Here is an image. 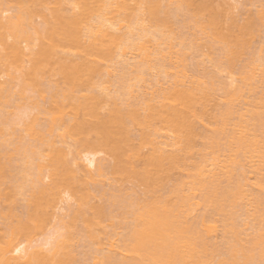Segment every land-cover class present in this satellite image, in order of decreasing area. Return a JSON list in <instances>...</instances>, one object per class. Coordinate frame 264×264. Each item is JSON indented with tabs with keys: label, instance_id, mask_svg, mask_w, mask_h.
<instances>
[{
	"label": "bare ground",
	"instance_id": "bare-ground-1",
	"mask_svg": "<svg viewBox=\"0 0 264 264\" xmlns=\"http://www.w3.org/2000/svg\"><path fill=\"white\" fill-rule=\"evenodd\" d=\"M62 1L15 0L16 11L6 21H0V62H5L9 74L8 82L0 80V138L5 137L12 125L1 112L11 105L14 94L19 107L31 105L38 109L27 118L19 116L22 126L11 151L0 141V201L13 199L17 193L13 184H5L12 169L13 152L21 161L18 191L27 185L31 188L28 217L10 225V235L0 244V264H72L75 257L70 243L75 232L70 229L81 222L92 235L93 227L107 216V210L101 206L94 207L93 214L85 212L89 193L75 184V172L68 164L65 148L55 143V132L73 138L77 149L92 154L99 150L107 152L111 161L108 160L106 168L111 177L142 187V195L136 200L116 199L122 203L126 231L120 245L110 237L109 252L103 255L100 264H264V216L255 225L249 246L239 236L232 211L234 206L250 199L248 183L242 175L243 162L247 158L253 160L255 170L264 164V92L257 93L246 112H238L235 102L244 97L242 87L238 86L227 93L228 103L215 117L208 110L213 98L205 84L187 83L177 76L157 100L146 99L141 107L127 108L128 104L124 107L111 98L107 100L111 103L108 107L103 93L95 90L103 83L107 64L129 48L138 50L141 63L149 67L152 57L146 36L151 27L160 37L158 42L169 37L166 33L172 27L170 11L164 8L162 0H69L73 10L67 12L62 10ZM176 1L178 6L191 11L198 28L222 43L231 70L264 23L262 8L253 19L224 23L218 9L208 0ZM32 2H39L40 7L35 8ZM141 13L146 16L148 26L141 23ZM33 16H41L42 24L33 26ZM22 42L30 46L29 52L26 53ZM257 68L251 61L240 71V78L250 90L255 87ZM141 71L137 78L142 77ZM14 85L17 88L13 91ZM126 90L124 93L130 91ZM106 105L108 108L104 110ZM234 113L237 119L229 125V116ZM40 114L44 115V122ZM155 122L173 134L171 147L159 146L153 132L146 131ZM132 125L142 129L136 142L130 133ZM11 128L13 132L15 128ZM27 136L40 144L27 141ZM147 144L152 146L151 151H142ZM196 151L201 153L199 159L193 158ZM34 158L37 172L33 169ZM42 168L47 169L49 183L41 181ZM220 175L225 177V185H221ZM169 181L172 186L167 190ZM259 182L264 200V178ZM62 187L68 188L77 200L66 231H57L43 242L44 246H33L36 247L33 250L31 245L13 244L19 234L28 233L32 227L29 222L40 219L45 206L53 203ZM199 204L205 211L196 221L190 220L188 214ZM214 212L223 213L221 228L230 233V238L225 239L223 256L216 260L206 239V234L217 226Z\"/></svg>",
	"mask_w": 264,
	"mask_h": 264
},
{
	"label": "rangeland",
	"instance_id": "rangeland-1",
	"mask_svg": "<svg viewBox=\"0 0 264 264\" xmlns=\"http://www.w3.org/2000/svg\"><path fill=\"white\" fill-rule=\"evenodd\" d=\"M195 1L199 2L198 0ZM208 1L213 7H215L216 10L218 9L217 11L220 13L223 21H226L224 23L231 22V20L243 21L245 20V18L247 19L249 17L253 19L256 17V11H259L261 8L264 9V0ZM162 2L164 8H167V10L170 11V19L172 20L170 26L172 25V27H170V31L167 29L169 31V34L166 33V36L169 37H167L168 40L166 39L163 42H158L160 41L159 35H156L157 32H155V30L150 27L152 33L150 32L146 36L147 40L149 37L147 44H149L150 42L148 47L151 51L152 57V63L150 62L151 64L149 65V67L141 63V56L138 55V50L128 48L125 52L126 55L120 53V55L118 56L117 54V58L115 57L110 63L107 64L108 66L101 79L103 83L98 85L95 90L101 91V93H103L108 107L111 103H109V101L107 100L117 99V102L122 104L124 107L128 104L126 106L127 108H136L141 107L146 99H159L161 92L165 89L170 88L175 78L179 76L180 78H184L187 83L197 82L200 84L202 83L201 85L203 86L205 84L206 89L208 90V92H210L213 98L211 99L212 102L210 101V103H208V110L210 114L214 112L215 117L219 116V110H221L223 106L228 103V100L226 99L227 93L233 91L238 86H241L244 92V97L235 102V108L238 112H246L250 107L252 99L257 96V93L264 92V23L260 25L261 28H259L257 34L255 33L256 35L252 37L253 39L251 40L252 42L249 49H247L242 54L241 58L238 59L235 64L236 67L234 66V70H231L228 66L222 43L217 42L216 40L214 41L212 38H210V36H208V34L198 28L197 24L195 23V19L188 8H186L185 6H178L176 0H162ZM32 3H35L36 5ZM32 3L31 5H33L35 8L40 7L39 2ZM61 6L62 10L64 11L69 12L73 10V5L69 0H63ZM16 8L17 4L15 3V0H0V21H6L7 16L13 14L16 11ZM141 15L143 14L141 13ZM41 18V16H33L32 25H41ZM141 23L148 26L149 22L145 15H143ZM118 24H116V28H118ZM135 29L136 28L133 26L132 32L135 33L137 31ZM132 32L131 34H134ZM8 39H12L11 36H8ZM22 43L24 46V50H26V53L29 52L30 46L26 45V42ZM0 47L2 46L0 45ZM251 61H253L258 66V68L255 70L254 76L255 87L252 90H250L249 87L245 85L240 78L241 68L246 63ZM140 71L142 73V77L137 78ZM0 80L3 83L8 82L9 80L7 65L3 61L0 62ZM122 84L123 87L124 85L130 84V91L128 90L129 87L127 88L126 86L124 87V90L126 88L129 92L124 93ZM11 88L12 90H16L17 86L14 85ZM16 95L17 94H14L12 96L11 99H13V102L11 100V105L6 107L7 109L1 112L2 116L6 120H8V122H12V125L8 128L9 130H7L10 131L11 129H13L11 127L15 128L13 132L12 130L10 131L11 133H8V131L6 130V134L4 135L5 137L3 136V139L0 138V141L3 140V146H5L6 144L5 148H8L10 151L13 148V142L17 140L19 129L22 126L19 118L21 116L22 118H27L28 115L34 114V112H38V109L31 105L19 107V105L16 104V102H18ZM107 105L105 106V108H103L104 110H107ZM236 113L229 116V125L232 124V121L234 122L235 119H237ZM41 115L42 114H40L41 121L44 122V115ZM157 124L155 122L153 124L154 126L146 128V131L150 130L149 132H153L152 134L155 143L157 142L156 144H160L159 146H163V148L167 149L171 147L173 134L170 130L169 132L167 128L166 130L165 128L159 127V122ZM156 125L158 128L156 127ZM155 128H157L158 131H155ZM228 130H230V128ZM140 131L142 132L140 126H131L130 133L134 142L139 140L141 134ZM54 134L55 143L58 146H62L63 148H65L68 164L75 172H73L75 174L74 177L76 178L75 184L77 183L78 187L84 190V193H86L85 189L88 191L87 193H89L87 196V198L89 197V201L87 199L88 203L86 201L87 204H84L86 208H84L85 212H87V214H93L95 210L94 207L101 206L103 207L104 211L107 210L109 214L108 215L107 212H105L107 215L106 218L103 219L101 223L93 227V236L87 233V231L83 228L84 226L82 227V224H80L81 222H79L76 228L70 229L72 230L71 233L75 232L72 234L74 238L70 243L72 245H70V248H72L71 250L73 252L72 254L75 257L72 264H100L103 255L106 252H109L108 250L110 247V237L111 239L115 240L118 245H120L121 238L126 231V225L124 224L126 222L123 217L122 210L123 207L122 203L119 202V200L122 197H130L129 199L132 198L131 200L138 199L142 195V187H138V185L129 180L118 182L113 177H111L109 172H107L108 167L106 168L107 162L109 164L111 161V158L109 157V154L107 152L105 153V151L99 150L92 154L91 152L82 148L77 149L73 138L67 135H64L65 137H62L56 132ZM26 138L27 141L33 143L36 146L40 144L39 140H31L32 138H28V136ZM151 147L152 146L150 144L144 145L142 151L149 152L152 149ZM75 149L78 151H75ZM199 154L201 153H199V151H196L193 155V158L199 159ZM12 156V169H10V171L8 172V176H6L7 178H5V184L6 186L13 184L17 188L15 189L17 193L13 191L14 195L16 193V195L13 196V199H2L0 201V244H2L7 236L10 235V225L12 226L14 224H17V222H20L22 220L25 221L28 217L27 213L31 208L29 204L30 202H28L29 189H31L30 186L28 187L27 185L24 189L18 191L19 188L17 185L21 181V171L18 168L19 164L21 165V161H18L20 159V156L17 155L16 152H13ZM91 158H93V161H90ZM248 159L249 158H247V160L243 162L244 165L242 169V175L245 180H247L248 188L250 191V199L244 202H240V204H237L233 207L234 209H232L233 217H235V223H238L237 226L238 229H240L239 234L241 233V235L239 236H241L240 238L242 239V241H244L245 244H248V242L251 244L250 238H252V235L254 234L255 225H257V223L260 221V217L264 216V200L261 198L263 190L259 187V181L262 180V177L264 178V164H261V166L258 167L259 170H255V163L253 162V160ZM33 160L35 163H33L34 166H32L34 167V171L36 170L37 172L38 167L35 166L37 165V159L34 158ZM15 162L17 163V165ZM42 169H44V171L42 170L40 173L42 179L41 181L43 183H49L51 181V178L49 175H47V169ZM35 176L36 175H33L34 179H37V177ZM224 178L225 177L222 176L219 177L222 183L221 185H225L227 183L226 179ZM171 184L172 181H169V183L167 184L168 188L166 185L163 190L164 193H166L165 189L167 188L168 190ZM198 196V194L195 195L196 200L198 199ZM116 199H119L117 200L119 205ZM76 201V198L70 193L69 189H66V187H62L53 203L51 205L45 206V209H43L44 212L40 214L41 220H37V218H34V221L31 220L33 222H29V224L30 226L32 225V227H30L31 229H28V233L26 231L25 233L23 232L24 234H19L12 243L16 244L20 242L24 245H31V250H33V246H44L45 243L43 242L51 239V237H53L57 233V231H66V223L70 219L72 211L77 206ZM202 211H205L203 205H196L188 214V218L190 220L196 221L198 219V216L203 213ZM214 213L215 215L213 216L216 217L214 218L218 228L216 226L214 231L206 234V239L209 242L211 249L213 250V258L216 260V258L218 259L219 257L223 256L222 253L223 250H225V239L228 237L230 238V233L228 234L225 231L223 232L224 228H221L223 213ZM14 217H16V219ZM217 223H219L220 225ZM89 235L93 238H91ZM250 244L248 245L250 246ZM9 253H13L12 255L17 254L16 252ZM218 253L220 254V256L217 255Z\"/></svg>",
	"mask_w": 264,
	"mask_h": 264
}]
</instances>
